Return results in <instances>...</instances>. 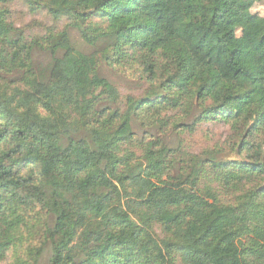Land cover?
Listing matches in <instances>:
<instances>
[{"label": "trees", "instance_id": "trees-1", "mask_svg": "<svg viewBox=\"0 0 264 264\" xmlns=\"http://www.w3.org/2000/svg\"><path fill=\"white\" fill-rule=\"evenodd\" d=\"M16 1L0 0V264H264L263 17L238 0H23L52 19L28 33ZM209 120L228 138L195 150L181 134Z\"/></svg>", "mask_w": 264, "mask_h": 264}, {"label": "rangeland", "instance_id": "rangeland-1", "mask_svg": "<svg viewBox=\"0 0 264 264\" xmlns=\"http://www.w3.org/2000/svg\"><path fill=\"white\" fill-rule=\"evenodd\" d=\"M238 1L243 4L247 3L250 7V10L253 13L258 14L260 17H263L262 19L264 20V4L262 2L257 0ZM52 3L53 12L55 15H59L61 13L84 14L86 12L84 8L75 0H52ZM14 10V20L16 24L20 25L21 27L25 26V28L28 29V33H41V28L35 24L36 21L52 23V19L48 14L45 13L44 10H39L36 13H33L29 10L28 5L25 4L23 0H17L14 3ZM63 22H65V18L61 19L58 26L61 27ZM69 33L72 41L78 47L88 49L89 51L91 50V48L84 44L77 30L70 29ZM38 57L40 60L47 59V57H45L43 54ZM100 70L106 77L111 79L123 93L128 92L130 94L138 95L142 91V87L140 86L141 83L145 84L132 74L134 69L129 65L113 68L105 64V62H101ZM194 114H196V111ZM194 116L195 115H193V117ZM193 117L189 121L193 120ZM133 128L137 135H140L144 130L137 123L133 126ZM228 134L229 126L226 123L217 120H209L202 122L198 127L197 132L194 134H181V136L182 138L185 137L188 142H191L196 150V145L197 149H200L201 146L205 147V145H207L212 147L215 143H221L228 138ZM162 136H165L166 139L170 140L171 142H177V131L169 129V131L164 133ZM220 156L225 158H238L237 156L227 152L222 153ZM38 261L39 262L37 264H46L47 254H45L43 257H40Z\"/></svg>", "mask_w": 264, "mask_h": 264}]
</instances>
